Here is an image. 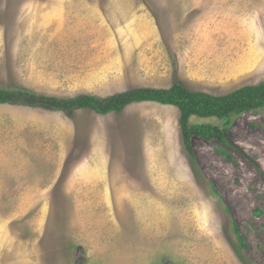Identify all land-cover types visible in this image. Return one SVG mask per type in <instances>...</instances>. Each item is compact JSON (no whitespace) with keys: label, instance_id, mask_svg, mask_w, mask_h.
Segmentation results:
<instances>
[{"label":"rangeland","instance_id":"374dc122","mask_svg":"<svg viewBox=\"0 0 264 264\" xmlns=\"http://www.w3.org/2000/svg\"><path fill=\"white\" fill-rule=\"evenodd\" d=\"M216 95L264 81V0H0V88ZM174 106L0 104V264H264V106L186 155Z\"/></svg>","mask_w":264,"mask_h":264},{"label":"trees","instance_id":"16d2710c","mask_svg":"<svg viewBox=\"0 0 264 264\" xmlns=\"http://www.w3.org/2000/svg\"><path fill=\"white\" fill-rule=\"evenodd\" d=\"M154 102L174 106L179 111L178 126L182 147L191 161L195 159L192 138H215L225 142L223 131L215 125L190 123L192 116L214 117L228 120L232 114L258 110L264 106V81L248 84L225 94H212L187 88L180 80H174L167 88L135 87L107 96L80 93L75 96L57 97L29 89L0 88V104L60 111L72 116L77 110L87 109L97 114L120 113L128 105Z\"/></svg>","mask_w":264,"mask_h":264}]
</instances>
